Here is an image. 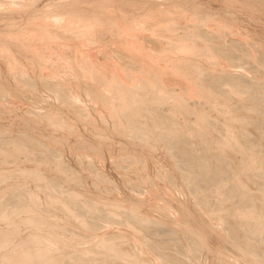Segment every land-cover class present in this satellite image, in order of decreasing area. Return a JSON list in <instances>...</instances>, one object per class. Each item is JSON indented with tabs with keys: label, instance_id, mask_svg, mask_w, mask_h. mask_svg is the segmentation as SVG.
<instances>
[{
	"label": "bare ground",
	"instance_id": "obj_1",
	"mask_svg": "<svg viewBox=\"0 0 264 264\" xmlns=\"http://www.w3.org/2000/svg\"><path fill=\"white\" fill-rule=\"evenodd\" d=\"M179 1H181V0H179ZM188 1L190 3L191 8H192L191 9L192 12L197 13L198 11L201 10V14H202V12H204V14L206 15L204 18L207 17L206 19H208V20H209V18L210 19L211 18L217 19V17H218V16H216L217 12L215 13L216 9L215 10L213 9L214 11L211 9L210 10L209 9L207 10L205 8L203 9L202 8L203 4L200 5V2H201L200 0H188ZM84 3H87L88 6H82L80 8H76V11L81 12V19L78 22V24L72 25L71 18L67 17V20H65V22H63L62 24L58 25L56 28H50V27L47 28L45 26L46 28L40 29V30H42V32H41V34H39L41 36H40V38H38V41H35L34 39H33L34 41H30V40L27 41L28 39L27 40L24 39V41L19 44L18 41L16 40V37H17L16 35H15L16 36L15 40H12L14 37H12V39L9 38V36L11 34L10 31L5 30L4 32H2V34H0V63H2L4 66V68H2L0 65V97H3L4 95L7 96L8 92H11V93H12V91L14 92L13 86L9 83V81H7L8 77H13V78L27 77L28 81L26 80L25 82H23V80H25V79H23V80L21 79L22 80L21 82L28 85L29 87H31V86L34 87L37 85L35 80H33L32 77L28 74V68H30V67L27 68L25 65L26 63L24 64L25 59H28V61L31 60L30 63L33 61V62L40 65V63H41L40 62V60H41L40 56H44V51L52 49L53 47L61 49L62 51L68 49V51H69L68 54H70L71 57L74 59L73 63L71 62L72 63L71 65H73L74 68L79 70V72L76 71L78 73V75L79 74L83 75L81 73V72H83L84 73L83 76H88V78L91 80V81L90 80L89 81L92 82L96 86L99 85V87H102V85H103V86H105V88H107L108 86L109 87L113 86V89L116 88V93H117V97H118L119 101L117 99L118 103L116 101H115L116 103H114V104H116L117 109L114 108L115 105L113 106L114 111L116 110L115 114H114L115 120L114 119L113 120H114V122L117 120V122H116L117 128H120V126H121V128L124 127V128H128V129L136 128V129H138V133L134 136L136 138L143 139V141L153 139L154 141L162 140V141H164V143H170L172 145L170 147H172L171 149H173V150L171 151L170 148H167V147L166 148L170 149L171 152L174 151V154L176 155V157L178 156V158H177L178 160H179V157H181L182 160H184L185 162L188 161L186 164L184 163L185 165L183 166V168L188 170L187 174L184 171V173H185L184 178L186 179L187 182L191 178H194V180H191L188 182V185H190V187L192 188V191L194 193H196V194L201 193V191L199 192V190L203 189L202 192H204L205 191L204 189H209L210 186H215V188H216L215 191L217 193H213L214 191L213 192L210 191V192H212L213 194H217V195L220 194L221 196H223V199H218L219 205L223 204L222 206L225 207L224 206L225 200L227 202L228 201L232 202L233 207H234V211H238V213H240L239 215L242 217L239 220L237 219L238 223H237L236 219L234 218V220L236 221L238 226L236 225L235 222H233L234 220L232 219V216L234 217L235 214L233 215L231 213V215H230V212H232V211H229V213L226 212L227 215L225 213H224L225 215H223V214H219L218 212H216V213H213V215H214L213 217H216L218 219V222L223 221L225 223V225H227L225 227H227L228 231L230 230V232H229V235L231 234L230 239L233 240L234 244L239 246L240 249H243L245 251V253L247 251L249 253V255L253 256L254 260H252V261L257 260L260 264H264V224H263L264 223V185L255 186L256 188L253 187V185L259 184V182H261V184H263L262 181H258V183H257V179L255 176L261 175V177H263L264 173L261 172L260 174H257V175H251V174H254L253 172H251V174L249 175L250 171H253L252 168L256 169L257 165H259V164L264 165V157H262V155L264 154L263 152H262V154H261V152L259 153L261 155L260 157L263 158V159H260V162L258 160H256L257 159L256 156L255 157L253 156V155H255L254 153H257L258 148L256 146H258V144L262 145V139H264L263 138L264 136L260 137L261 135H264V93H260L263 96H259L260 95L259 92L261 90L264 91V88H261V85H263V84L262 83L258 84V83H254V81L253 82L249 81L242 72H241L242 74H239L236 77L233 76V79H231V80H233V82L235 81L234 82L235 85H237V84L242 85L241 87L245 86L244 89L246 87H249V89L247 91H244L243 88L238 87V88L243 90L241 92L238 89L241 92V93L239 92L238 94H241L244 96H242L240 99H236V100H239L238 103L235 101L237 103L236 104L233 101L234 99H232L231 93H228V88H227V90L222 89L223 87H221V85H223L222 84L223 82L219 81L220 83H218V84H220V85L213 84V82L211 84L210 81H209L210 83H207L208 80H205L204 78L208 79L207 78L208 76L205 75L204 78H203V76H200L202 73L204 65L203 66L201 65V62H199L200 60L198 59V56H197L198 53H196V50L197 51L201 50V47H203V49H205V51H207V52L211 51L212 54H214V57L218 58L219 65H220V60H222V59L224 61H226L225 59H230L232 61H234L235 59L236 60L238 59L239 62H241L243 60L247 63V59H249V58L253 61V64H254V62L256 64V63H259L258 61L264 62V51H262L264 49L261 50L262 51V54L260 53L261 58L258 57V59H259L258 60L257 55L255 54L256 51L254 50L255 51L254 52L253 49H251L253 47L246 48V47H244L245 45L244 46L241 45V43L238 41H235L236 40L235 39L232 41V45H230L232 48H234L232 51L229 44H226L227 43L226 40H224L225 42L222 39L220 40L221 35L219 36L218 35L219 33L217 34V33L211 32L212 35H210L211 34L210 32H209V34L206 33V31L204 33L203 30H200V28H199L200 33L201 34H202V32L204 33L203 36H200L199 30H196V29L194 31H192V30L186 31V29H185V32L183 31L182 33H180L177 36V38L182 39L183 41H186V43H184L182 41L184 43L183 45H180L179 42L175 43L176 42L175 40L177 39L176 36L169 37L170 43L173 44L172 46H176L180 50L184 49L186 51H189L188 53H191V54H188V55L185 54V55H182L179 57H175V56L172 57L169 55L158 56V57L153 56L154 54L152 55L150 53L151 54L150 55V54H148V52L146 53V51L143 52L142 49H141V51H138V49L141 48L140 45H142L140 43L141 41L137 40V38H135V35L133 34L132 30L128 26H126L127 21H128V20H126V18L133 11V8L131 5L138 4V6H140L144 12H146L150 16L151 15L154 16V18H157V19H158V17H159V19L161 17V19H164L163 21L168 22L170 27H172L176 21H174L172 19L169 20L170 16L169 17L166 16V14L169 12L168 10L165 9V12L157 13L158 10H156V7L154 5H152V3L149 0H85ZM156 5H157V3H156ZM176 5H177V3H176ZM184 7L185 6H183V8ZM138 9H140V8H138ZM17 12H19V11H13V13H16V14H17ZM23 13H25V12H23ZM34 14H36V13H34ZM34 14H29V17H31V15L33 17ZM65 14L66 13H62L61 15H65ZM220 17L221 16H219L218 19ZM10 18L15 19L14 15H12V14H10ZM39 18H40V16H39ZM39 18H36V19H39ZM42 18H43V16H42ZM31 19H33V18H31ZM143 20H145V19H143ZM222 20L225 21V18ZM219 21H221V20H219ZM36 22H37V20H36ZM39 22H40V20L38 21V23ZM113 22L118 24V27L120 28L121 32L126 35V38L124 40H121V42H122L121 45L123 46V48L124 47H126L128 49L131 48V50H130L131 53L130 52L128 54L125 53L124 50L126 48L122 49L120 47L121 49L114 51V52L118 55L117 58H122V59H124V61H120V62L117 61L112 66H108L107 61L100 63L99 62L100 59L98 58L99 59V61H98L95 58L96 55H94V53H96V52H94V53L92 52L94 49L93 50L90 49L92 51H89V50H85L84 47L89 46V45L91 46V44L96 43V40H97L96 38L99 36V34H98V36L96 35L98 31L95 29L98 25H101L102 23L103 24L104 23L109 24V23H113ZM214 24H215V22H214ZM131 25H130V27H131ZM216 25H217V22H216ZM230 25H225V26H230ZM50 26L52 27V24ZM53 26H55V24ZM112 27H113V25H112ZM170 27L167 26L165 29L166 30L170 29ZM245 27H246V25H245ZM249 27H251V26L249 25ZM221 28H223V27L221 26ZM110 31H112V30H110ZM218 31H219V29H218ZM241 31H242V28H241ZM246 31L247 30H245V32ZM37 32H39V31H37ZM134 32H135V30H134ZM22 34L24 35V33H22ZM196 34H198L199 37H203V38L206 35V40H204L205 42L200 43L201 40H200V42H198L196 40L197 39L196 36H198V35H196ZM239 34H240V32H239ZM152 35H153V33H152ZM237 35H238V32H237ZM249 35H250V33H249ZM136 36H137V34H136ZM138 36H140V35H138ZM248 36L246 38L250 37V36L249 37ZM255 36L253 38L254 40L256 37L258 38V35L256 37ZM228 37H230L229 39L231 40V37H233V36H228ZM142 38H144V36H142L141 39ZM222 38H223V36H222ZM224 38H226V37H224ZM234 38H232V39H234ZM171 39H175V40L171 41ZM229 39H227V40L229 41ZM241 39H242V37H241ZM142 40L144 41V39H142ZM145 40H147V39H145ZM149 40H150V37H149ZM177 41H179V40H177ZM256 41H258V40L253 41V43H255ZM152 43L155 44L156 42L152 41ZM205 43L207 46L205 45ZM261 43H264V42H261ZM99 44H100V42L98 43V45ZM245 44H246V42H245ZM257 45L258 44H256L254 48H257L258 47ZM263 45H262V47H264ZM90 46H89V48H90ZM96 46H97V44H96ZM237 48H239L241 50V53H243L244 58H240L241 57V56H239L240 53H239V55L237 53H235ZM191 50L195 51V53H193ZM102 51H104V50H102ZM205 51H203V53ZM259 51L257 50V53ZM178 52L181 53V51H178ZM200 52H202V50ZM182 53H184V52H182ZM212 54L210 53L209 56H211ZM47 55H49V53ZM117 55H115V56H117ZM177 55H178V53H177ZM258 55H259V53H258ZM212 56L210 58H212ZM200 58H201V56H200ZM117 60H119V59H117ZM205 61H206V58H205ZM232 61H230V62H232ZM214 62H217V61H214ZM234 62L236 63L237 61H234ZM207 63H210V62H207ZM211 63H213V62H211ZM235 63H233V65ZM246 63H245V65H246ZM248 63H250V62H248ZM216 64L218 65V63H215V65ZM242 64H244V63H242ZM39 65H37V66H39ZM206 65H208V64H206ZM237 65H239V64L236 63L235 66H237ZM258 65H256V67ZM30 66H31V64H30ZM32 66H33V64H32ZM230 66H232V65H230ZM250 66H252V65H250ZM261 66H263V65H261ZM43 67H45V65ZM31 68H33V67H31ZM248 68L249 67H247V69ZM256 69H259L258 71H260L261 68H256ZM40 70H43V69L40 68ZM254 70H253V72H257V70L256 71H254ZM249 71L252 72V69H250ZM260 72H263V71H260ZM253 74H251L252 75L251 77L254 76ZM255 74H257V73H255ZM260 74H258V76L262 75V74L261 75ZM263 74H264V72H263ZM227 77H229V76H227ZM254 77H253V79H255ZM220 78L222 79V76ZM231 78H232V76H231ZM217 79H218V77H217ZM86 80H87V78H86ZM222 80H226V79L224 78ZM228 80L229 81H227V83H229L231 81L230 79H228ZM250 80H252V79L250 78ZM261 80H263V79H261ZM169 81L171 83L175 82L176 84H178V83L180 84V88L177 89L178 91H175V89L178 87L176 86V88L174 87L175 88L174 89L172 84ZM262 82H264V81H262ZM86 83H88V81H86ZM55 84H57V82ZM233 84L231 82V85H233ZM49 85H51V84H49ZM91 85L89 83V85L86 86L87 88L83 87V89L85 88V90L88 91V93H89L90 90H92L90 87ZM94 85L92 87H94ZM173 85H175V84H173ZM195 86L197 87V89L195 88ZM54 87H55V89H53ZM54 87L50 88L51 90H53L51 92L55 91L59 94L62 92V94H60V96L62 95V97H64L66 100L69 99L67 102H69L71 100V103H72V100H73L72 97L73 96H71V94H68V91H64L62 89H59L60 87L58 86V84H57V86H54ZM70 88H72V87H70ZM102 88L104 90V87H102ZM98 89H100V88H98ZM98 89L97 90L94 89L95 90L94 92H96V91L98 92ZM257 89L259 91H257ZM60 90H61V92H60ZM254 90H256L258 92V96H256L257 93H255ZM111 91H113V90H111ZM99 92H100V90H99ZM113 92H111L110 95H112ZM250 92H252V93H250ZM253 92L256 94V95L254 94L255 97L253 96ZM88 93H87V95H88ZM249 93L252 96L251 101H250L251 98L249 97L250 96ZM59 94H57L58 95L57 97L60 98ZM84 94H86V92ZM113 94H115V93H113ZM246 94L249 96H245ZM73 95H74V93H73ZM92 95H93V93H92ZM92 95H89V96H92ZM76 96H78V95H76ZM100 96H99V98H101L103 95L101 97ZM195 96H199L200 98H202V100L204 99L205 104H207V103L209 104L207 106L208 108L203 107L202 106L203 101L201 102L200 100H199L200 102H198V101H197L198 103L196 102V105H195V103H193L194 105H192L189 101L192 98H194ZM96 97H98L97 94H96ZM248 97H249V101H250V102L248 101L249 102L248 105L247 104H245L243 106L239 105L240 101L243 102V104H244V102L247 101ZM92 98L94 99L93 96H92ZM243 98H244V100H243ZM3 100H6V99H3ZM89 100H90V98H89ZM101 100H102V98H101ZM101 100H99V102ZM62 101L64 102V100H62ZM59 102H61V99ZM83 102H85V101H83ZM112 102H113V100H112ZM232 102L236 106L233 105ZM0 103H1V100H0ZM71 103L69 105H71ZM103 103H104V101H103ZM106 103H107V101H106ZM106 103L104 105H106ZM167 104L169 105L168 108H170V109H168V112L171 111V113L170 112L169 113L172 116L174 114L175 115H184L186 118L184 116H182L181 118L184 117L185 120H182V121L177 120V116H176V118H174L175 117L174 116L173 119H171L172 116H170V118L169 117L167 118L166 114H164V115H166L165 117L167 119H164L165 117L162 118L163 116L161 114L166 113V112H164V111H166V109L162 110L163 111L162 112L161 108L163 109L165 106L167 107L168 106ZM197 104H199L202 107H199V105L197 106ZM240 104H242V103H240ZM67 105H68V103H67ZM73 105H75V104H73ZM109 105L111 106V103H109ZM77 106H79V105H77ZM70 107L72 108V106H70ZM106 107L107 106L103 107L102 108L103 110L102 109L101 110L104 111V108H106ZM75 108L77 109L76 106H73V109H70V108L69 109L73 111ZM113 108L111 110H113ZM80 109H81V106H80ZM1 110L2 109L0 107V111ZM4 110H6V109H4ZM111 110H109V111L105 110L104 112L107 111L109 113ZM26 111H27V109H26ZM76 111L81 112L78 109ZM114 111H112V112H114ZM172 111H174L173 114H172ZM38 112H40V111H38ZM48 112L49 111H47V113ZM104 112H102V113H104ZM213 112L218 113V114H216L217 118L215 120H211ZM31 113H30L31 116L33 114H37V113H33V112H31ZM85 113L83 112V114H85ZM169 113H168V115H169ZM6 114L8 115V113H6ZM39 114H42V113H39ZM43 114H45V113H43ZM73 114H74V112H73ZM83 114L81 113L79 115H83ZM94 114L100 115L101 113H94ZM151 114L157 115L158 119L156 116L155 121L152 120L154 118L151 117ZM37 115H36V117H38ZM51 115H50V117H51ZM62 115H63V112H62ZM65 115H67V114L65 113ZM76 115H78V113ZM190 115H191V118H192V115L194 116L193 119H191V121L189 119ZM10 116H11V114H10ZM45 116L46 115H44V117ZM90 116H92V115H90ZM101 116H103V115H101ZM110 116H111V114L109 115V117ZM25 117L26 116H24L22 120H24ZM42 117H43V115H42ZM46 117L49 118V115H47ZM56 117H58V116L56 115ZM77 117H80V116H77ZM81 117H83V116H81ZM103 117H101L100 120H102ZM150 117L152 120L151 123L149 122ZM39 118H40V116H39ZM65 118H67V117H65ZM104 118H106V116ZM110 118L112 119V117H110ZM147 118H148V120H147ZM25 119H27V118H25ZM87 119L89 120L88 117H87ZM87 119H85V121ZM44 120H45V118H44ZM54 120H56L55 125H57V127H58L57 120L59 122L60 119L55 118ZM92 120L94 121V119H92ZM103 120H106V119H103ZM123 120H125V123H127L128 126H125V124H123V122H122ZM48 121L51 122L50 119ZM63 121H64V118H63ZM87 121H86V123H87ZM52 122H53L52 124L55 123V121H52ZM79 122H80V120H79ZM101 122H100V124H101ZM104 122L106 124V121H104ZM41 123H43V121ZM45 123H46V120H45ZM60 123H61V121H60ZM88 123H89V121H88ZM120 123H122L123 125ZM61 124H59V126ZM74 124L75 123H71V122L67 124L69 127V130L74 129V126H75ZM62 125H61V127L64 130L63 127L65 125H63V126ZM158 125H163L166 128V132L165 131L163 132V130H162L163 133L161 131H159V132H161V134H160L156 129V126H158ZM248 125H249V127L252 125L253 126L255 125L254 127L257 128L256 133H254L255 130L252 126L253 132L251 135L250 134L251 132H249V130H247ZM38 126H40V124ZM116 126L113 130L116 129ZM215 126L218 127V129H220V127L224 129V126H225V127H227V129H229V131L232 134L231 135L229 134L230 135L229 137H224L225 136L224 132H223V134H221L222 132H220V134L218 132V134H217ZM25 127H27V126H25ZM25 127H23V128L26 129ZM42 127H44V126H42ZM53 127H54V125L52 126V128ZM76 127H77V125H76ZM159 127H162V126H159ZM164 127H163V129H164ZM3 128L4 127H0V141L5 142L4 144L6 146L5 145L0 146V158L1 157L3 158L2 161H5L6 159L9 160L11 157H13V158L19 157V161H20L21 156L25 155L24 156V158H25V157L31 155V157L33 159H35V161H36L35 164H36L37 160H36V158L33 157L34 156L33 154L40 152L42 154L39 156H43L44 158H46V161H48L47 159H49V161H50L53 159L52 158L53 152H54V155L57 152V150H56L57 148L54 149V147H52V144L50 145L48 143L49 141L48 142H47V140L45 141L46 138L43 140L41 138L42 136L40 137L39 135H35L36 133L34 134L32 132L29 133V132L24 131V132H19L16 135H12L11 133H9V134H11V135H9L4 130L5 128L4 129ZM50 128H51V123H50ZM160 129H162V128H160ZM259 129L261 130L260 131L261 134L258 135L260 138L259 141L256 139H254V142L251 141V138H252L251 136H253V138H254V136H256V138L258 139V136L254 135V134H257L259 132L258 131ZM29 130H30V128H29ZM33 130H35V129H33ZM132 132L126 131L125 133H131L132 134ZM188 132H191V133L193 132L194 134L199 133V136L196 135L197 136L196 140L194 138L195 141L192 139L194 141V143H193V145L190 146V148H189V145H186V142L189 141L186 139L189 136L188 137L186 136V138L184 137V135H186ZM51 133L53 134V132H51ZM47 134H49V132ZM222 135H224V136H222ZM63 138L64 137H62V139ZM110 140H111V138H110ZM192 140H191V142H192ZM162 141H160V142L163 143ZM189 142H187V143L192 144ZM263 142H264V140H263ZM53 143H55V142H53ZM199 144H200V148H202L201 146L204 147V145H205V147H204L205 150L202 148V149H200V150H203L202 153L198 152L199 154H195L194 151H198L197 148L199 146L197 147V145H199ZM201 144H203V145H201ZM72 146L75 147L74 145H72ZM186 146H188L187 147L188 149L186 148ZM195 146H196V148H195ZM151 147H152V145H151ZM193 148H195V150H193ZM61 149H63V147ZM68 149H67V151H68ZM77 149H75V150H77ZM84 149H83V151H84ZM153 149H155V148H153ZM167 149H166V151H168ZM262 149H264V148H261L260 151H262ZM71 150L73 151V148ZM79 150L81 151L82 149L79 148ZM136 150L137 149H135V152L133 153L135 155H132L130 153V158H136L139 160L138 156L141 155V152L140 151L138 152ZM72 151L71 152L68 151V152L71 154ZM83 151H81V152H83ZM93 151H92L93 154L94 153L100 154L99 152H96V151L93 152ZM64 152H66V150H64ZM85 152H86V149H85L84 153ZM87 152H89V154H90L91 151L87 150ZM86 153H85V155H86ZM73 154H74V152H73ZM76 154H77V152H76ZM93 154H92V156H93ZM56 155H57L56 157H58V154H56ZM80 155H81V153H80ZM101 155H103V154H100L98 156L101 157ZM39 156H38V158H41ZM78 156H79V154H78ZM15 158H14V160H15ZM22 158L23 157H21V159ZM28 158H30V157H27V159ZM32 158L30 160H32ZM58 158H60V157H58ZM76 158H78V157L76 156ZM80 158L78 160H80ZM54 159H56L57 162L59 160L57 158H54ZM92 159H95V156H94V158L92 157ZM96 159H97V157H96ZM61 160H62V158L60 159L59 162H61ZM102 160H103V158H102ZM32 161H34V160H32ZM41 161H38V163L39 162L41 163ZM43 161L45 162V159H43ZM43 161H42V163H43ZM53 162L55 164V160ZM140 162H141V160H139V163ZM174 162H175V159H174ZM0 163H1V160H0ZM25 163H28V162L26 161ZM50 163L53 165L52 161H50ZM77 163H79V162H77ZM95 163H96V161H95ZM22 164H24V163H22ZM62 164H64V162H62ZM178 164H179V161H178ZM182 164H180V165L182 166ZM13 165H14V163H13ZM58 165H59V163H58ZM87 165H88V166H86L87 168L85 167L86 170L89 167L88 163H87ZM15 166L18 167L17 165H15ZM25 166H27V164ZM62 166L63 165H61V167ZM66 166L67 165L64 166L65 168H63V167L62 168L64 170L66 168L67 169L73 168L72 166H69L70 168H68V166L67 167ZM79 166H77V167H79ZM84 166H83V168H84ZM175 166H177V165H175ZM5 167L8 170L9 167H7V166H5ZM16 167H15V169H17ZM29 167L30 168H28V166L24 167V168L20 167L21 169H19L18 171L23 176V178L25 180H28L29 178L30 179L34 178L37 180L38 184H33V185H37V186H35V188L37 187L36 190H35V188H34V190L32 189L33 191H26V190L21 191L20 189H18L21 191V194L19 193L20 195L17 194L19 196L18 197L19 200H18V198L16 199L14 197H11V198H8V201L6 204L3 203L2 201H4L5 198L7 199V197L4 196L5 197L4 200L2 199L3 197H1L2 200H0V219H1V221L2 220L5 221V219L7 220L10 213H12L11 214L12 216H13V214H15L13 216V220L12 221L9 220L10 224H9V222H7L9 224L8 227L6 226L7 225V223H6L5 225H3L6 227L1 226V228H0V264H150L151 258L149 259L147 257L148 258L147 259L146 256L144 258L141 255L142 251H140V249L135 250L134 248H131L132 246L130 245V243L132 242V244L134 245L135 241H137L136 240L137 238H139V240H140V238H143L145 240L154 242V243L151 242L152 246H150V248L153 247L152 249L154 250L153 251L154 254L156 253L158 255L157 257L160 258V260L162 261V263H160V264H187L189 262H188V260L186 261V259H187L186 256L188 257V254H189V256H190V254H191V256H192V254H195L193 256L197 257L198 254L200 253L201 249H202L200 247L199 241L197 239H195L194 236L192 237L191 240L185 241L188 244V246L182 244L183 241L186 240L184 238H175V240L170 239L171 237H169V236H172V235L175 236L178 234H182V232L177 230L175 227H172L171 225L169 226L168 224H166V222L168 220L165 221L166 219L163 218L164 217L163 215H162V218L157 217L158 219H154L153 217L156 216L155 214H154L155 216L152 217L149 212H143L142 213L140 210V207L145 203L144 200H138V199L134 198V200H132L131 203H127L128 201H131V199L127 200L125 198L127 200L125 202L123 200L124 198L122 199V197L119 198V197H116L113 195L105 196V194L104 195L103 194H95L96 193L95 191H94L95 195L89 194L88 192H90V191H88V192L80 191L81 189L78 192L77 190L75 191L77 186H76V188H74V190H71V189L68 190V191H70V190L71 191L69 192L67 199H65L66 197L64 198L63 197L64 195H62V194H65V191L62 190V192H64V193L61 192L62 194L60 192H59L60 194L57 192L59 190V188L61 187V185H60V187H57V186H59V184L57 183L58 181H55V179H53V177L55 175L51 179V178H49L50 175L48 176L46 171H44L42 169L43 167H40L39 165H35L33 167L29 166ZM46 167H50V166H46ZM53 167H54V165H53ZM56 167L59 168L58 166H56ZM56 167H54L55 169L53 168V173H54V170L56 171V169H57ZM1 168L3 169L4 167L2 166ZM2 169H1V171H2ZM10 169H11V167H10ZM46 169H49V168H46ZM117 169H119V168H117ZM162 169H164V168H162ZM166 169H164V170L167 171ZM176 169H178V168L176 167ZM147 170H148V168H147ZM248 170H250V171L248 173H246L245 171H248ZM258 170H260V168ZM12 171H11V173H12ZM68 171H70V170H67V173H70ZM74 171H76V170L74 169ZM89 171H91V170H89ZM93 171H94V169H93ZM138 171H139V169H138ZM141 171H143V170H141ZM148 171H150V170H148ZM179 171L181 172V169ZM48 172H50V171H48ZM56 172H58V171H56ZM56 172H55V174H56ZM60 172L58 174H60ZM78 172L81 173V171H79V170L77 171V173ZM95 172H98V171H95ZM182 172H183V169H182ZM3 173L7 174L5 172H3ZM50 173H52V172H50ZM62 173L63 172H61V174ZM72 173H74V172H72ZM136 173H137V171H136ZM141 173H139V174H141ZM21 175H19V176H21ZM64 175H62V177ZM97 175L98 174L96 173V176ZM160 175H161V173H160ZM166 175H168V173ZM181 175H183V173ZM1 176L2 175H0V179H1ZM65 176H68V175H65ZM65 176H64V178H65ZM77 176H78V174H77ZM99 176L105 177V175H103V173H102V175L99 174ZM69 177H71V180L74 178V177H72V174H71V176L69 174ZM94 177H95V175H94ZM155 177H156V175H155ZM165 177H167V176H165ZM54 178H57V177H54ZM59 178H60V175H59ZM92 178H93V176L90 177V180ZM125 178L128 179V177H125ZM135 178H136V176H135ZM168 178H169V176H168ZM184 178H183V180L185 181ZM19 179H22V178L20 177ZM75 179H76V177H75ZM79 179H81V178H79ZM71 180L69 183H71ZM92 180H94V179H92ZM96 180H98V179H96ZM106 180H107V178H106ZM106 180H105V184H106ZM62 181L68 183V180L67 181L62 180ZM108 181L110 182V180H108ZM14 182H16V181H14ZM101 182H102V180H101ZM139 182H141V181H139ZM12 183L11 184L9 183L10 185H12V187H9V189L11 188V190H12L11 192L13 195L16 193H13L14 189H12V188L14 186ZM78 183H80V182H78ZM124 183H126V182H124ZM157 183L158 182H156V185H157ZM168 183L171 184V182H168ZM23 184H22V186H23ZM107 184H109V183H107ZM112 184H114V183L111 182L110 185H112ZM29 185L31 186L30 182H29ZM87 185H88V183H87ZM102 185H104V183ZM106 185H105V187H106ZM131 185L129 184V186H131ZM152 185H154V184H152ZM25 186H27V183L25 184ZM25 186H24V188L22 187L23 190L25 189ZM18 187H21V186H18ZM18 187H16V188H18ZM42 187L46 188L48 191L46 194V197H44V199L40 195V189ZM68 187H70V186H68ZM83 187H85V186H83ZM91 187H93V186H91ZM98 187H97V189H98ZM136 187H138L137 189L140 188L139 185H136ZM57 188H58V190H57ZM88 188H90V187H88ZM114 188H116V187H114ZM154 188L155 187L152 188L153 191H154ZM27 189H29V188H27ZM97 189H95V190L97 191ZM108 189H111V187ZM100 190H102V189H100ZM103 190H104V188H103ZM112 190L113 189H111V191ZM209 190H211V189H209ZM14 191H16V190H14ZM59 191H61V190H59ZM104 191H106V189ZM137 191H139V190H137ZM144 191H146V190H144ZM16 192L18 193V191H16ZM45 192H44V194H45ZM210 192H209V194H210ZM41 193H43V192H41ZM98 193H102V191H100V192L98 191ZM105 193H107V192H105ZM166 193H167V191H166ZM172 193H175V192H172ZM160 194H161V191H160ZM9 195H11V194H9ZM9 195H6V196L9 197ZM205 195H207V193H205ZM205 195H203V197ZM207 196H209V195H207ZM197 197H195V198H197ZM159 198H161V197H159ZM209 198H207V199H209ZM209 200H213V198L209 199ZM58 201L62 202V207H60L61 205L59 203V205H60L59 207L63 208V210L65 211V212L62 211V213H67L69 215V217H71V221L73 220V221L81 222L80 226L83 227V228H81L83 231H81V232L73 231L75 234L72 233V235H74V237H76V238H79L78 240H83L82 243H86L88 241L90 242L94 238L92 240L94 242V245L96 243L97 245H99V247H96V245H95V247H89V246L93 245V243H90L89 246L83 247L85 249L80 250V247H79V251L77 249L75 251L73 250L74 252H71V251L67 252L68 248H70L72 245L71 244L72 240L70 239L71 237L68 234L67 235L64 234L61 230H59L60 231L59 232L57 230L59 228L57 226V223L53 222L49 218V216L45 213V211H43V209H41L43 204H52V203L55 204V202L58 203ZM198 201H199V199H198ZM213 201H208V202L210 203ZM159 202H160V199H159ZM206 202H207V200L205 201V198H204L202 201L200 200L199 204H201V205L204 204V206L206 207V205L209 204L208 202H207L208 204ZM231 202H228L227 204H229ZM171 204H172V202H171ZM216 204H217V201H216ZM52 205H51V208H52ZM216 206L217 205H215V207ZM43 207H47V205L43 206ZM208 207L210 208V206H207L206 208H208ZM212 207L214 208V206H212ZM223 207L219 208V209H224ZM226 207H227V205H226ZM54 208H55V206H54ZM163 208H164V206H163ZM186 208H188V207H186ZM186 208L185 209H184V207L181 209L176 208V210L177 211L179 210V212L183 216V214H185L187 212V210L189 209V208L188 209H186ZM216 208H218V207H216ZM45 209H47V208H45ZM56 209H57V207H56ZM151 209H152V207H151ZM153 209H156V208H153ZM160 209H161V207H160ZM219 209H218V211H220ZM57 210L59 211V209H57ZM97 210H102V212L98 213ZM205 210H208V209H205ZM190 211H191V209H190ZM212 211L213 210H211V212ZM8 213H9V215H8ZM60 213H61V211H60ZM16 214L21 215L20 218H18L19 220L16 218L14 219V217H16ZM54 216H55V214H54ZM81 216H84V217H81ZM186 216H187V213H186ZM11 218H9V219H11ZM58 218H60V217H58ZM189 218H190V216H189ZM69 219L70 218H68V220ZM191 219H194V218H191ZM54 221H56V220H54ZM200 221L201 222H199V221L198 222L200 224H202L203 226H205V223H206L205 220L203 219ZM103 222L109 223V224L113 223V222H115L114 224H116V223L122 224V225L127 226L128 230L114 232L110 236L104 237L105 235H103L102 232H99L98 229L96 228V225H101ZM0 223H2V222H0ZM76 224H78V223H76ZM243 224L251 225L252 228H250L249 231L241 230L240 227ZM262 224H263V226H262ZM23 227H26V229L27 228L29 229V230L25 229L26 231H29L27 234H25L26 232L24 233V231H22ZM56 227H58V228H56ZM213 228L215 230V227H213ZM81 229H79V230H81ZM125 229H127V228H125ZM216 232H217V230H216ZM123 237H126V238L128 237V239H124ZM120 238L127 240L128 243H126L125 241H119ZM136 244L137 243H135V245ZM202 245H204V244L201 243V246ZM168 248L169 249L171 248L173 250V251H171V252H173L172 254L164 251L165 249L167 251ZM205 248H206V246H205ZM148 249H149V247H148ZM152 249H150V250H152ZM70 250H72V249H70ZM91 252L93 253V255L91 254L89 256L88 254ZM190 257H188V258H190ZM246 257H248V256L246 255ZM249 260H251V259H249ZM155 262H158V261H155ZM190 262H191V260H190ZM231 262H233V261H231ZM154 264H157V263H154ZM193 264H195V263L193 262ZM225 264H227V263H225ZM230 264H232V263H230ZM233 264H235V261Z\"/></svg>",
	"mask_w": 264,
	"mask_h": 264
},
{
	"label": "rangeland",
	"instance_id": "obj_2",
	"mask_svg": "<svg viewBox=\"0 0 264 264\" xmlns=\"http://www.w3.org/2000/svg\"><path fill=\"white\" fill-rule=\"evenodd\" d=\"M151 3H152V5H154L155 7H156V10H158V12L157 13H163V12H165V9L166 10H168L169 12L166 14V16L167 17H169L170 16V18H169V20H174V21H176L175 22V26L173 25L172 27H170V25H169V23L168 22H165V21H163L164 19H161V17H160V19H159V17H158V19L157 18H154V16H150L149 14H147L146 12H144L143 10H142V8L140 7V6H138V4H134V5H131L132 6V8H133V11L128 15V17L126 18V20H128L127 21V24H126V26H128L131 30H132V32H133V34L135 35V38H137V40H139V41H141L140 43L142 44V45H140L141 46V48L140 49H138V51H141V49H142V51L143 52H145L146 51V53L148 52V54H154L153 56H164V55H169V56H172V57H179V56H182V55H185V54H191V53H188L189 51H186V50H184V49H179V48H177L176 46H172L173 44H171L170 43V38L169 37H171V36H176V38H177V36L180 34V33H182L183 31L185 32V29H186V31H190V30H192V31H194L195 29L196 30H199V28H200V30H203V32L205 33V31H206V33H208L209 34V32L211 33V32H214V33H219L218 35L221 37L220 38V40L222 39L223 41L224 40H226V44H229V46L230 45H232V41L233 40H235V41H238V42H240L241 43V45H245L244 47H246V48H251V47H253V48H251V49H253V51L255 52V54L257 55V59H258V57H260L261 58V54H262V51H264V50H262V49H264V47H262V45L264 44V43H261V42H264V0H200L201 2H200V5H202V8L204 9H211V10H215L216 9V11H215V13L217 12V14H216V16H221L219 19H218V17H217V19H214V18H209V20L208 19H206V18H204L206 15L204 14V12H202V14H201V10L200 11H198L197 13L196 12H192V8H191V6H190V3H189V1L188 0H181V1H179V0H149ZM170 1V2H169ZM85 2V0H0V34H2V32H4L5 30L6 31H10V36H9V38H11L12 39V37H14L12 40H15V37H16V40L18 41V43L20 44L21 42H23L24 41V39H28L27 41H38V38H40V36L41 35H39V34H41V32H42V30H40V29H44V28H48V27H50V28H56L58 25H60V24H62L63 22H65V20H67V17L68 18H71V21H72V25L74 24V25H76V24H78V22L80 21V19H81V12L80 11H76V8H80V7H82V6H88V4L87 3H84ZM233 2V3H232ZM156 3H157V5H156ZM176 3H177V5H176ZM241 3V4H240ZM211 4V5H210ZM234 4V5H233ZM164 5V6H163ZM175 5V6H174ZM170 6V7H169ZM183 6H185L184 8H183ZM135 7V8H134ZM140 8V9H138V8ZM175 7V8H174ZM188 10H187V9ZM219 9V10H218ZM221 9V10H220ZM213 10V11H214ZM13 11H19V12H17V14L16 13H13ZM135 11V12H134ZM139 11V12H138ZM232 11V12H231ZM23 12H25V13H23ZM27 12V13H26ZM141 12V13H140ZM190 12V13H189ZM200 12V13H199ZM23 13V14H22ZM34 13H36V14H34ZM62 13H66L65 15H61ZM235 13V14H234ZM10 14H12V15H14V18L15 19H12V18H10ZM25 14V15H24ZM29 14H34L33 15V17H32V15H31V17H29ZM170 14V15H169ZM222 14V15H221ZM24 15V16H23ZM28 15V16H27ZM38 15V16H37ZM149 15V16H148ZM224 15V16H223ZM39 16H40V18H39ZM42 16H43V18H42ZM136 16V17H135ZM145 16V17H144ZM172 17V18H171ZM228 17V18H227ZM31 18H33V19H31ZM36 18H39V19H36ZM154 18V19H153ZM174 18V19H173ZM225 18V21L224 20H222V19H224ZM42 19V20H41ZM130 19V20H129ZM143 19H145V20H143ZM14 20V21H13ZM35 20V21H34ZM36 20H37V22H36ZM40 20V22L42 21H44L43 23L41 22H39L38 23V21ZM132 20V21H131ZM178 20V21H177ZM219 20H221V21H219ZM237 20V21H236ZM239 20V21H238ZM46 21V22H45ZM145 21V22H144ZM161 21V22H160ZM202 21V22H201ZM230 21V22H229ZM243 21V22H242ZM48 22V23H47ZM187 22V23H186ZM204 22V23H203ZM206 22V23H205ZM214 22H215V24H214ZM216 22H217V25H216ZM225 22V23H224ZM245 22V23H244ZM132 25H131V24ZM213 23V24H212ZM229 23V24H228ZM246 25V27H245V25ZM52 24V27L50 26ZM55 24V26H53ZM206 24V25H205ZM231 24V25H230ZM237 24V25H236ZM240 24V25H239ZM112 25H113V27H112ZM130 25H131V27H130ZM163 25V26H162ZM166 25V26H165ZM198 25V26H197ZM213 25V26H212ZM216 25V26H215ZM225 25H230V26H225ZM249 25L252 27H249ZM46 26V27H45ZM134 26V27H133ZM170 27V29H165L166 27ZM181 26V27H180ZM201 26V27H200ZM221 26L223 27V28H221ZM225 26V27H224ZM117 27V28H116ZM133 27V28H132ZM148 27V28H147ZM189 27V28H188ZM211 27V28H210ZM217 27V28H216ZM158 28V29H157ZM160 28V29H159ZM191 28V29H190ZM204 28V29H203ZM225 28V29H224ZM232 28V29H231ZM240 28V29H239ZM241 28H242V31H241ZM100 29V30H99ZM154 29V30H153ZM179 29V30H178ZM188 29V30H187ZM207 29V30H206ZM218 29H219V31H218ZM95 30H97L96 32H97V36H98V34H99V36L96 38L97 40H96V43H94V44H91V46H90V48H89V46H85L84 48H85V50H89V51H92L93 49V53L94 52H96V53H94V55H96L95 56V58L99 61V59H100V63H102V62H108V66H112L115 62H120V61H124V59H122V58H117L118 57V55L114 52V51H117V50H119V49H125L126 47H124L123 48V46L121 45L122 44V42H121V40H124L125 38H126V35L125 34H123L122 32H121V30H120V28L118 27V24H116V23H109V24H106V23H102L101 25H98L97 27H96V29ZM110 30H112V31H110ZM134 30H135V32H134ZM200 30H199V35L200 36H203L204 35V33L202 32V34L200 33ZM245 30H247L246 32H245ZM37 31H39V32H37ZM139 31V32H138ZM149 31V32H148ZM154 31V32H153ZM166 31V32H165ZM170 31V32H169ZM181 31V32H180ZM208 31V32H207ZM245 33H244V32ZM21 32V33H20ZM172 32V33H171ZM232 34H231V33ZM237 32H238V35H237ZM239 32H240V34H239ZM22 33H24V35L22 34ZM145 33V34H144ZM152 33H153V35H152ZM175 33V34H174ZM249 35V33H250V37L247 35V34ZM255 33V34H254ZM14 36H13V35ZM102 34V35H101ZM118 34V35H117ZM136 34H137V36H136ZM16 35V36H15ZM39 35V36H38ZM120 35V36H119ZM138 35H140L141 37L142 36H144V38H142V39H144V41L141 39V37L140 36H138ZM183 35V34H182ZM196 35H198V34H196ZM199 35L198 36H196L197 37V41L198 42H200V40H201V42L200 43H204L205 41L204 40H206V35H205V37L203 38V37H199ZM210 35H212V33L210 34ZM226 35V36H225ZM258 35V38L256 37V36ZM261 35V36H260ZM122 36V37H121ZM124 36V37H123ZM222 36H223V38H222ZM228 36H233V37H231V40L229 39L230 37H228ZM249 37V38H246V37ZM254 36L256 37L255 38V40H258V41H256L255 43L256 44H258L257 46L259 47H257V48H254L255 47V43H253V41H255L253 38H254ZM25 37V38H24ZM134 37V36H133ZM149 37H150V40H149ZM224 37H226V38H224ZM235 37V38H234ZM238 37V38H237ZM241 37H242V39H241ZM123 38V39H122ZM156 38V39H155ZM175 38V39H176ZM232 38H234V39H232ZM34 39V40H33ZM145 39H147V40H145ZM154 39V40H153ZM175 39H171V41H173V40H175ZM227 39H229V41L231 42H229ZM177 40H179V41H177ZM246 40V41H245ZM150 41V42H149ZM152 41L153 42H156L155 44H153L152 43ZM169 41V42H168ZM176 42L175 43H178L179 42V44L180 45H183L184 43H186V41H183L182 39H179V38H177L176 40H175ZM184 43H183V42ZM100 42V44L98 45V43ZM146 42V43H145ZM167 42V43H166ZM225 42V41H224ZM243 42V43H242ZM245 42H246V44H245ZM251 42V43H250ZM260 42V43H259ZM152 43V44H151ZM171 45H170V44ZM182 43V44H181ZM252 45H250V44ZM96 44H97V46H96ZM101 45V46H100ZM120 45V46H119ZM156 45V46H155ZM205 45H206V43H205ZM249 45V46H248ZM169 46V47H168ZM207 46V45H206ZM264 46V45H263ZM121 47V48H120ZM173 47V48H172ZM231 47V46H230ZM234 47V46H233ZM56 50H55V49ZM65 49V48H64ZM90 49H92V50H90ZM231 49H232V51H233V49L234 48H232L231 47ZM259 51L258 53H259V55H258V53H257V50ZM50 50V51H49ZM49 50H46V51H44V56H40V65L39 64H37V63H35V62H31L30 63V61L31 60H29L28 61V59H25L24 60V64L26 65V67L28 68V67H33V68H28V74L32 77V79L33 80H35V82H36V86H34V87H29L28 85H26V84H24L23 82H25L26 80H27V77H23V78H13V77H8L7 78V81H9V83L13 86V90H14V92L12 91V93L11 92H8V95L7 96H3V97H0V100H1V103H0V107H1V111H0V127H4L3 129L6 131V133H11L12 135H16V134H18L19 132H29V133H36L35 135H39L43 140L45 139V141L47 140V142L51 145L52 144V147H54V149H56L57 150V152L55 153V155H54V152H53V154H52V160H50V161H52V163H53V165H54V167H56V166H58L59 168H57L56 169V171H58V172H56L55 170H54V173H53V165L50 163V161H49V159H47L48 161H46V158H44L43 156H39V155H41L42 153H40V152H37V153H35V154H33L32 156L34 157V158H36V160H37V163H38V161H43V159H45V162L43 161V163H42V161H41V163L39 162L38 164L36 163L35 164V159H33L32 157H31V155L30 156H27V157H30V158H28L27 159V157H25L24 158V156L25 155H23V156H21V157H23L22 159H21V157H20V161H19V157H14L15 158V160H14V158L13 157H9L8 159L9 160H5V161H2V157L0 158V160H1V165H0V171H1V167L3 166L4 168L2 169V171L3 172H5V173H7V174H4L2 171L0 172V175H2L1 176V179H0V200H4V198L5 197H7V199L5 198V200L4 201H2L3 203H7V201H8V198H11V197H14V198H18L19 196L18 195H20L21 194V191H33L34 190V188H35V186H37V185H33V184H38L37 183V180L36 179H34V178H29L28 180H25L24 178H23V176L19 173V169H21V168H24V167H27L28 166V168H30L29 166H31V167H33V166H35V165H39L40 167H43L42 169L44 170V171H46V173H47V175L49 176V178H51L52 179V177L54 176V177H57V178H54L53 177V179H55V181H58L57 183L59 184V186H57V187H60V185H61V187L59 188V190H61V191H59L58 190V188H57V192L59 193H61L62 192V190L63 191H65V194H62V193H64V192H62L61 194L62 195H64L63 197L65 198V199H67V196H68V194H69V192L71 191V190H74V188H76V186H77V188L75 189V191L77 190L78 192H79V190L80 191H84V192H88V191H90V192H88L89 194H91V195H95V194H105V196H108V195H113V196H116V197H119V198H121L122 197V199L126 202L127 200H130L131 199V201H128L127 203H131L132 202V200H134V198H136V199H138V200H144L145 201V203L140 207V210H141V212L143 213V212H149L150 214H151V216L153 217V216H155V217H153L154 219H158L157 217H161L162 218V215L164 216L163 218H165L166 220L165 221H167L166 222V224H168L169 226L171 225L172 227H175L177 230H179L180 232H182V234H178V235H175V236H169V237H171L170 239H173V240H175V238H184V239H186V240H184L183 241V245H186V246H188V244L185 242V241H187V240H191L192 239V237L194 236V238L195 239H197L198 241H199V243H200V247L202 248L201 249V251H200V253L198 254V256L196 257V256H193V255H195V254H192V256H191V254H190V256H189V254H188V257H190V258H188L187 256H186V261L188 260V262L189 263H187V264H193V262L195 263V264H225V263H227V264H230V263H234V261H235V264H260L257 260L256 261H252V260H254V257L253 256H251V255H249V253L246 251V253H245V251L243 250V249H240V247L239 246H237V245H235L234 244V242H233V240H231L230 238V236H231V234L229 235V232H230V230L228 231L227 230V227H225V226H227V225H225V223L223 222V221H219L218 222V219L216 218V217H213L214 215H213V213H216V212H218L219 214H223V215H227V213L226 212H228L229 213V211H232V212H230V215H231V213L234 215V217L232 216V219L234 220V218L236 219V221H237V219L239 220L240 218H242L239 214L240 213H238V211H234V207H233V204H232V202L231 201H228V202H231V203H229V204H227L228 202L225 200V207H226V205H227V207L225 208V207H223L222 205L223 204H221V205H219L218 204V199H223V196H221L220 194H213V193H217L216 191H215V186H210V188L209 189H211V190H209V189H204L205 191L204 192H202L203 191V189L202 190H199V192L201 191V193H194L193 191H192V188L190 187V185H188V182L189 181H191V180H194V178H191L188 182L186 181V179L184 178V176H185V173L187 174L188 173V170L187 169H185V168H183V166L188 162H185L184 160H182V158L181 157H179V160L177 159L178 158V156L176 157V155L174 154V151L173 152H171L173 149H171L172 147H170V146H172L170 143H164V141H162V140H160V141H162L163 143H161L159 140H156V141H154L153 139H149V140H144L143 141V139H141V138H136L134 135H136L137 133H138V129H136V128H133V129H128V128H124V127H122L121 128V126H120V128H117V120L114 122V114H115V111H114V108L115 109H117V106H116V104H114V103H118V101H119V99H118V97H117V93H116V88L115 89H113V86H108L107 88H105V86H103L102 85V87H104V90H103V88L102 87H99V85H94L92 82H90L91 80L88 78V76H83L84 75V73L83 72H81L83 75H78V73L77 72H79V70H77L76 68H74L73 67V65H71L72 63H73V61H74V59L71 57V55L70 54H68L69 53V51H68V49H66V50H64V51H62L61 49H58V48H56V47H53L52 49H49ZM97 50V51H96ZM102 50H104V51H102ZM130 50H131V48H126L124 51H125V53H129L130 52ZM181 51V53L182 52H184V53H180V52H178V51ZM184 50V51H183ZM196 50V49H195ZM202 50V52H200ZM201 50H199V51H197L196 50V53H198L200 56H201V58H200V56L197 54V56H198V59L200 60L199 62H201V65L203 66V70H202V73H201V75L200 76H203V78L205 77V75H207L206 77L208 78V79H206V78H204L205 80H208L207 81V83H210L211 82V84H212V82H213V84H216V85H220V84H218V83H220V82H223L222 84L223 85H221V87H223L222 89H224V90H227V88H228V93H231V95H232V99H234L233 101L235 102H239V100H236V99H240L242 96H244V95H241V94H238L240 91L242 92L243 90L244 91H247L248 89H249V87H246L245 89H244V87L245 86H243V87H241L242 85H235V81L233 82V80H231V79H233V76H237V75H239V74H244L245 76H246V78L249 80V81H254V83H262L263 85H261V88H264V82H262V81H264V74H263V72H264V62H260V61H258L259 63H256L255 64V62H254V64H253V61L249 58V59H247V63L245 62V61H241V62H239V60L237 59H235L234 61H237L236 63L237 64H239V65H237V66H235L236 65V63L234 62V61H232V60H230V59H225L226 61H224L223 59L222 60H220V65H219V61H218V58H216V57H214V54H212V52L211 51H205V49H203V47H201ZM238 50V51H237ZM262 50V51H261ZM108 51V52H107ZM187 53H186V52ZM193 53H195V51H193V50H191ZM203 51H205L204 53H203ZM240 51V52H239ZM98 52V53H97ZM103 52V53H102ZM213 55H211L212 56V58H210L211 56H209L210 55V53ZM49 53V55H47ZM131 53V52H130ZM177 53H178V55H177ZM208 55H207V54ZM235 53H237L238 55H239V53H240V55L239 56H241L240 58H244L243 57V53H241V50L239 49V48H237L236 49V52ZM234 53V54H235ZM261 53V54H260ZM46 54V55H45ZM150 54V55H151ZM156 54V55H155ZM236 54V55H237ZM242 54V55H241ZM70 55V56H69ZM115 55H117V56H115ZM207 56V57H206ZM73 60H72V59ZM99 58V59H98ZM104 58V59H103ZM205 58H206V61H205ZM208 58V59H207ZM70 59V60H69ZM112 59V60H111ZM114 59V60H113ZM117 59H119V60H117ZM213 61H212V60ZM215 59V60H214ZM116 60V61H115ZM229 60V61H228ZM250 60V61H249ZM259 60V59H258ZM27 61V62H26ZM112 61V62H111ZM214 61H217V62H214ZM228 61V62H227ZM230 61H232V62H230ZM29 62V63H28ZM43 62V63H42ZM72 62V63H71ZM207 62H213V63H207ZM248 62H250V63H248ZM111 63V64H110ZM215 63H218V65L216 64L215 65ZM233 63H235L234 65H233ZM242 63H244V64H242ZM245 63H246V65H245ZM30 64H31V66H30ZM32 64H33V66H32ZM206 64H208V65H206ZM214 64V65H213ZM228 66H227V65ZM252 65V66H250V65ZM259 64V65H258ZM263 65V66H261V65ZM0 65H1V67L2 68H4V66H3V64L2 63H0ZM29 65V66H28ZM37 65H39V66H37ZM45 65V67H43ZM213 65V66H212ZM230 65H232V66H230ZM241 65V66H240ZM256 65H258L257 67H256ZM35 66V67H34ZM37 66V67H36ZM239 66V67H238ZM261 66V67H260ZM205 67V68H204ZM213 67V68H212ZM247 67H251L250 69H252V72L251 71H249L250 69L248 68L247 69ZM36 68V69H35ZM39 68V69H38ZM40 68L41 69H43V70H40ZM256 68H261L260 69V71H263V72H260V71H258L259 69H256ZM33 69V70H32ZM255 69V70H254ZM45 70V71H44ZM253 70L254 71H256L257 70V72H253ZM77 71V72H76ZM247 73H246V72ZM32 72V73H31ZM240 72V73H239ZM242 72V73H241ZM210 73V74H209ZM238 73V74H237ZM250 73V74H249ZM254 73V74H253ZM255 73H257V74H255ZM262 75H261V74ZM209 74V75H208ZM232 74V75H231ZM251 74H253L254 76V78L255 79H253V77H251L252 75ZM258 74H260L261 76H258ZM218 75V76H217ZM249 75V76H248ZM29 76V77H30ZM57 76V77H56ZM59 76V77H58ZM76 76V77H75ZM213 76V77H212ZM222 76V79H226V80H222L220 77ZM227 76H229V77H227ZM231 76H232V78H231ZM62 77V78H61ZM85 77V78H84ZM217 77H218V79H217ZM249 77V78H248ZM263 77V78H262ZM12 78V79H11ZM45 78V79H44ZM86 78H87V80H86ZM250 78L252 79V80H250ZM23 79H25V80H23V82H21ZM62 79V80H61ZM75 79V80H74ZM216 79V80H215ZM228 79H230L231 81L229 82V83H227V81H229ZM261 79H263V80H261ZM4 80V79H3ZM90 80V81H89ZM212 80V81H211ZM222 80V81H221ZM259 82H258V81ZM28 81V80H27ZM44 81V82H43ZM59 81V82H58ZM86 81H88V83H86ZM210 81V82H209ZM217 81V82H216ZM220 81V82H219ZM225 81V82H224ZM57 82V84H58V86L60 87L59 89H62V90H64V91H68V94H71V96H73L72 98H73V100H72V103H71V100L69 101V102H67L68 100H66L64 97H62V95L60 96V94H62V92H61V90H60V94L59 93H57V92H51V91H53V90H51L50 88H52V87H54V86H57V84H55ZM61 82V83H60ZM77 82V83H76ZM170 82V81H169ZM231 82H232V84L233 85H231ZM46 83V84H45ZM53 83V84H52ZM60 83V84H59ZM89 83H90V87H91V89L93 90H90V92L88 93V91H86L85 90V88L83 89V87H86L87 85H89ZM171 83V82H170ZM48 84V85H47ZM49 84H51V85H49ZM62 84V85H61ZM86 84V85H85ZM172 84V86H173V88L175 87L176 88V86L178 87V88H174L175 89V91H178L177 89H179L180 88V84L178 83V84H176L175 82L173 83H171ZM173 84H175V85H173ZM94 85V87H92ZM46 86V87H45ZM48 86V87H47ZM101 86V85H100ZM182 86V85H181ZM263 86V87H262ZM70 87H72V88H70ZM238 87H240V88H243V90L242 89H240V88H238ZM260 87V86H259ZM35 88V89H34ZM87 88V87H86ZM98 89V88H100V89H98V92H99V90H100V94L96 91V92H94L95 90L94 89ZM195 88L197 89V87L195 86ZM32 89V90H31ZM53 89H55V87L53 88ZM72 89V90H71ZM195 89V90H196ZM240 91H239V90ZM17 90V91H16ZM106 90V91H105ZM108 90V91H107ZM111 90H113V91H111ZM238 90V91H237ZM92 91V92H91ZM232 91V92H231ZM237 91V92H236ZM255 91V93H257V95L253 92V96L255 97V95L256 96H258V92L257 91H259L258 89H257V91L256 90H254ZM86 92V94H84ZM111 92H113V93H115V94H113L112 93V95H110L111 94ZM240 92V93H241ZM16 93V94H15ZM73 93H74V95H73ZM87 93H88V95H87ZM92 93H93V95H92ZM250 93H252V92H250ZM249 93V94H250ZM260 93H264V91H260L259 92V94ZM10 94V95H9ZM57 94H59V96H60V98L59 97H57L58 95ZM78 95V96H76V95ZM95 94V95H94ZM96 94H97V96L98 97H96ZM103 96H102V95ZM109 94V95H108ZM255 94V95H254ZM89 95H92L93 97H94V99L92 98V96H89ZM102 97H101V96ZM230 95V96H231ZM81 96V97H80ZM99 96L102 98V100H101V98H99ZM109 96V97H108ZM245 96H249V95H245ZM259 96H263V95H259ZM107 97V98H106ZM115 97V98H114ZM250 98L252 97L251 96V94H250V96H249ZM249 97H248V99H247V101L246 102H244V104H243V102H241L240 101V103H242V104H240L239 103V105H245V104H249V102L252 100V98L250 99V101H249ZM6 99V100H3V99ZM88 98V99H87ZM89 98H90V100H89ZM105 98V99H104ZM111 98V99H110ZM114 98V99H113ZM60 99H61V102H59L60 101ZM96 99V100H95ZM107 99V100H106ZM109 99V100H108ZM117 99H118V101H117ZM62 100H64V102L62 101ZM99 100H101L100 102H99ZM107 101V103H106V101ZM112 100H113V102H112ZM202 102L203 101V104H202V106L203 107H205V108H208L207 106L209 105L208 103L207 104H205V101H204V99L202 100V98H200L199 96H195L194 98H192L189 102L192 104V105H194L193 103H195V105H196V102L198 101V102H200V101ZM243 100H244V98H243ZM242 100V101H243ZM83 101H85V102H83ZM97 101V102H96ZM103 101H104V103H103ZM116 101V102H115ZM249 101V102H248ZM68 103V105L71 103V105H67V103ZM111 103V106L109 105V103ZM197 102V103H198ZM235 102V103H236ZM248 102V103H247ZM103 103V104H102ZM106 103V105H104ZM113 103V104H112ZM236 103V104H237ZM66 104V105H65ZM73 104H75V105H73ZM200 104V103H199ZM199 104H197V106L199 105ZM205 104V105H204ZM232 104H233V102H232ZM3 105V106H2ZM77 105H79V106H77ZM116 107H115V106ZM168 105V104H167ZM233 105H235V104H233ZM70 106H72V108L70 107ZM73 106H76L77 107V109L78 110H80L81 112H77L76 110V108L72 111V110H70V109H73ZM80 106H81V109H80ZM102 106V107H101ZM105 106H107L106 108H104V111L105 110H107V111H109V110H111L112 108H113V106H114V108H113V110H111L109 113L111 114V116L110 117H112V119L109 117V113L107 112H104V111H102L103 109V107H105ZM202 106H200L199 105V107H202ZM236 106V105H235ZM70 109H69V108ZM79 107V108H78ZM112 107V108H111ZM169 107V105L166 107H164L163 109L161 108V111L162 110H165L166 109V111H164V112H166V113H163V114H161L163 117L162 118H164L166 115V117L168 118H170V116H172L170 113H171V111H169L168 112V109H170V108H168ZM66 108V109H65ZM109 108V109H108ZM4 109H6V110H4ZM26 109H27V111H26ZM45 109V110H44ZM51 109V110H50ZM102 109V110H101ZM10 110V111H9ZM54 110V111H53ZM67 110V111H66ZM69 110V111H68ZM85 110V111H84ZM96 110V111H95ZM36 111V112H35ZM38 111H40V112H38ZM47 111H49L48 113H47ZM53 111V112H52ZM57 111V112H56ZM59 111V112H58ZM78 113V115H76L77 113ZM98 111V112H97ZM112 111H114V112H112ZM10 112V113H9ZM31 112H33V113H37V114H33L32 116H31ZM55 112V113H54ZM62 112H63V115H62ZM67 114V115H65V113ZM73 112H74V114H73ZM83 112L85 113V114H83ZM89 112V113H88ZM102 112H104V113H102ZM163 112V111H162ZM173 112L174 111H172V114H173ZM6 113H8V115L6 114ZM31 113V114H30ZM39 113H42V114H39ZM43 113H45V114H43ZM50 113V114H49ZM57 113V114H56ZM60 113V114H59ZM83 114V115H79V114ZM88 113V114H87ZM94 113H101L100 115L99 114H94ZM113 113V114H112ZM168 113H169V115H168ZM10 114H11V116H10ZM52 114V115H51ZM71 114V115H70ZM92 115V116H90V115ZM108 114V115H107ZM158 114V113H157ZM164 114H166V115H164ZM216 114H218L217 112H213V115H212V118H211V120H215L216 118H217V116H216ZM36 115L38 116V117H36ZM42 115H43V117H44V115H49V118L48 117H44L45 118V120H46V123H45V120H44V118L42 117ZM50 115H51V117H50ZM56 115L58 116V117H56ZM96 115V116H95ZM101 115H103L104 117L106 116V118H104L103 116H101ZM160 115V116H161ZM24 116H26L25 118H27V119H25L24 118V120H22L23 119V117ZM39 116H40V118H39ZM64 116V117H63ZM69 116V117H68ZM77 116H80V117H77ZM81 116H83V117H81ZM85 116V117H84ZM90 116V117H89ZM99 116V117H98ZM103 117L102 118V120H100V118L101 117ZM157 115H152L151 114V117H153L154 119H152V120H154L155 121V117H156ZM175 116V117H174ZM176 116H177V120H185V116L184 115H173L172 116V118L171 119H173V117L174 118H176ZM182 116H184L183 118H181ZM58 118V119H60V121H61V123L63 124V125H65L63 128H64V130L62 129V127H61V123H60V121L58 122V120H57V123H58V127H57V125H55L56 124V120H54L55 118ZM65 117H67V118H65ZM87 117L89 118V120L87 119ZM96 117V118H95ZM151 117H150V119H149V122L151 123ZM164 118V119H167V118ZM193 115H192V118H191V115H190V121H191V119H193ZM18 118V119H17ZM43 118V119H42ZM52 118V119H51ZM54 118V119H53ZM62 118V119H61ZM63 118H64V121H63ZM72 118V119H71ZM78 118V119H77ZM81 118V119H80ZM84 118V119H83ZM91 118V119H90ZM51 120V122L50 121H48V120ZM66 119V120H65ZM85 119H87L88 121H89V123H88V121H87V123H86V121H85ZM92 119H94V121L92 120ZM97 119V120H96ZM103 119H106V120H103ZM110 119V120H109ZM114 119V120H113ZM157 119H158V116H157ZM3 120V121H2ZM21 120V121H20ZM69 120V121H68ZM73 120V121H72ZM79 120H80V122H79ZM92 122H91V121ZM113 122H112V121ZM147 120H148V118H147ZM25 121V122H24ZM43 121V123H41ZM52 121H55V123L54 124H52L53 122ZM75 121V122H74ZM85 121V122H84ZM102 121V122H101ZM104 121H106V124H105V122ZM157 121V120H156ZM49 124H48V123ZM66 122V123H65ZM75 123L74 125V129L72 130V129H70L69 130V127H68V123ZM97 122V123H96ZM100 122H101V124H100ZM119 122V121H118ZM123 122V124H125V126H128V124L127 123H125V120H123L122 121ZM37 123V124H36ZM45 123V124H44ZM50 123H51V128H50ZM78 123V124H77ZM84 123V124H83ZM93 123V124H92ZM116 123V124H115ZM153 123V122H152ZM155 123V122H154ZM40 124V126H38ZM59 124H61L60 126H59ZM120 124H122V123H120ZM122 124V125H123ZM54 125V127L52 128V126ZM62 125V126H63ZM76 125H77V127H76ZM98 125V126H97ZM107 125V126H106ZM116 126V129L115 130H113L114 128H115V126ZM25 126H27V127H25ZM33 126V127H32ZM42 126H44V127H42ZM86 126V127H85ZM114 126V127H113ZM159 126H162V127H159ZM253 126V125H252ZM252 126H250L249 127V125H248V129L247 130H249V132H251L250 134L252 135V132H253V128H254V133H256V131H257V128L256 127H254L253 126V128H252ZM23 127H25L26 129H24ZM49 127V128H48ZM108 127V128H107ZM119 127V126H118ZM135 127V126H134ZM158 127V128H157ZM163 125H158V126H156V129H157V131L159 132V131H161L162 132V130H163V132L165 131L166 132V128L164 127V129H163ZM23 128V129H22ZM29 128H30V130H29ZM66 128V129H65ZM160 128H162V129H160ZM17 129V130H16ZM28 129V130H27ZM33 129H35V130H33ZM55 129V130H54ZM119 129V130H118ZM123 129V130H122ZM215 129H216V133L218 134V132H219V134H220V132H222L221 134H223V132H224V135H222V136H224V137H229L232 133L229 131V129H227V127H225L224 126V129L223 128H221L220 127V129H218V127H216L215 126ZM214 129V130H215ZM12 130V131H11ZM69 130V131H68ZM72 130V131H71ZM94 130V131H93ZM131 130V131H130ZM219 130V131H218ZM223 130V131H222ZM227 130V131H226ZM58 131V132H57ZM65 131V132H64ZM75 131V132H74ZM114 131V132H113ZM126 131H129V132H132V134L131 133H125ZM259 132L257 133V134H254V135H260L261 134V130L259 129L258 130ZM17 132V133H16ZM41 132V133H40ZM49 132V134H47ZM51 132H53V134L51 133ZM56 134H55V133ZM161 132H159L160 134H161ZM162 132V133H163ZM59 133V134H58ZM198 133V132H197ZM263 133V132H262ZM11 134H9V135H11ZM230 134V135H229ZM61 135V136H60ZM133 135V136H132ZM195 135V136H194ZM196 135H198L199 136V133L198 134H194L193 132L191 133V132H188L186 135H184V137L186 138V136L188 137L186 140H189V141H187V142H189V143H192V144H188L187 142H186V145H189V148H190V146L191 145H193V143H194V141L196 140ZM227 135V136H226ZM50 136V137H49ZM104 136V137H103ZM264 135H261L260 137H263ZM62 137H64L63 139H62ZM83 137V138H82ZM132 137V138H131ZM136 139H135V138ZM252 138H251V141H253L254 142V139H256V140H258L259 141V136H258V139L256 138V136H254V138H253V136H251ZM53 138V139H52ZM57 138V139H56ZM110 138H111V140H110ZM194 138H195V140H194ZM264 138V137H263ZM194 141H193V140ZM253 139V140H252ZM54 140V141H53ZM191 140H192V142H191ZM263 140L264 139H262V147L258 144V146H256L257 148V153H254L255 155H253L254 157L256 156V160H258L259 162H260V159H263L262 157H264L263 155H262V157H260L261 155L259 154L260 152H261V154H262V152L264 153V149H262V151H260V149L261 148H264V142H263ZM51 141V142H50ZM141 141V142H140ZM146 141V142H145ZM1 143H0V146H3V145H5L4 143L5 142H3V141H0ZM53 142H55V143H53ZM123 142V143H122ZM159 142V143H158ZM252 142V143H253ZM155 143V144H154ZM168 144V145H167ZM54 145V146H53ZM72 145H74L75 147H73ZM132 147H131V146ZM151 145H152V147H151ZM201 145H203V144H201ZM6 146V145H5ZM56 146V147H55ZM150 146V147H149ZM199 146V147H198ZM63 147V149H61ZM70 147V148H69ZM96 147V148H95ZM170 148L171 149V151H170V149H167V148ZM188 146H186V148H187ZM197 147L199 148H197V150L198 151H194V153L195 154H199L198 152H203V150H200V149H204V147H205V145H204V147L203 146H201L202 148H200V144L199 145H197ZM65 148V149H64ZM69 148V149H68ZM73 148V151L71 150ZM78 148V149H77ZM79 148L80 149H82L81 151H83V149L85 148L86 149V152H87V150L88 151H91L90 152V154H89V152H85L86 153V155H85V153H84V151H85V149H84V151L83 152H81L80 150H79ZM129 148V149H128ZM143 148V149H142ZM153 148H155V149H153ZM195 148H196V146H195ZM195 148H193V150H195ZM67 149H68V151L69 152H71L72 151V153L70 154L68 151H67ZM75 149H77V150H75ZM94 151H96V152H99L100 154H103V155H101V157H99L98 155H100V154H93L92 153V151L93 150ZM135 149H137L136 151H140L141 152V155H139L138 157H139V160H141V162L139 163V160L138 159H136V158H130V153L132 154V155H135V154H133L134 152H135ZM166 149L168 150V151H166ZM188 149V148H187ZM64 150H66V152H64ZM200 150V151H199ZM205 150V149H204ZM61 151V152H60ZM80 151V152H79ZM93 151V152H94ZM73 152H74V154H73ZM76 152H77V154H76ZM121 152V153H120ZM62 153V154H61ZM66 153V154H65ZM80 153H81V155H80ZM84 153V154H83ZM143 153V154H142ZM38 154V155H37ZM56 154H58V157H60V158H58V157H56L57 155ZM64 154V155H63ZM73 154V155H72ZM78 154H79V156H78ZM92 154H93V156H92ZM170 154V155H169ZM259 156H258V155ZM55 157H54V156ZM94 158V156H95V159H92V157ZM117 157H116V156ZM119 155V156H118ZM123 155V156H122ZM38 156L39 157H41V158H38ZM63 156V157H62ZM66 156V157H65ZM70 156V157H69ZM76 156L78 157V158H76ZM88 156V157H87ZM173 156V157H172ZM175 156V157H174ZM43 157V158H42ZM81 157V158H80ZM96 157H97V159H96ZM18 158V159H17ZM32 158V160H34V161H32V160H30ZM54 158H57V159H59L58 160V162L56 161V159H54ZM62 158V160H61V162H59L60 161V159ZM67 160H66V159ZM80 158V160H78ZM83 158V159H82ZM102 158H103V160H102ZM172 158V159H171ZM12 159V160H11ZM25 159V160H24ZM39 159V160H38ZM82 159V160H81ZM119 159V160H118ZM174 159H175V162H174ZM11 160V161H10ZM22 160V161H21ZM29 160V161H28ZM55 160V164H54V161ZM182 160V161H181ZM16 161V162H15ZM28 162V163H25V162ZM68 161V162H67ZM85 161V162H84ZM87 161V162H86ZM89 161V162H88ZM95 161H96V163H95ZM178 161H179V164H178ZM181 161V162H180ZM3 162V163H2ZM5 162V163H4ZM21 164H20V163ZM31 162V163H30ZM33 162V163H32ZM62 162H64V164H62ZM77 162H79V163H77ZM125 162V163H124ZM132 162V163H131ZM13 163H14V165H13ZM22 163H24V164H22ZM46 163V164H45ZM58 163H59V165H58ZM87 163L89 164V167H88V169L86 170V166H88L87 165ZM138 163V164H137ZM183 163V164H182ZM185 163V164H184ZM257 163V162H256ZM3 164V165H2ZM27 164V166H25ZM33 164V165H32ZM41 164V165H40ZM43 164V165H42ZM80 166H79V165ZM99 164V165H98ZM141 164V165H140ZM180 164H182V166L180 165ZM15 165H17L18 167H16ZM61 165H63L62 167L63 168H65L64 166L65 165H67L68 166V168H70L69 166H72L73 168H71V169H63L62 167H61ZM85 165V166H84ZM94 165V166H93ZM98 165V166H97ZM101 165V166H100ZM175 165H177V166H175ZM5 166H7V167H9L8 168V170L6 169V167ZM45 166V167H44ZM46 166H50V167H46ZM66 166V167H67ZM77 166H79V167H77ZM83 166H84V168H83ZM93 166V167H92ZM144 166V167H143ZM164 166V167H163ZM10 167H11V169H10ZM14 169H13V168ZM15 167L17 168V169H15ZM21 167V168H20ZM61 167V168H60ZM82 167V168H81ZM86 167V168H85ZM91 167V168H90ZM142 167V168H141ZM176 167L180 170L181 169V172L178 170V169H176ZM180 167V168H179ZM264 165H262V164H259V165H257V168L256 169H253L252 168V170L253 171H250V170H248V171H245L246 173H248L249 171H250V173H249V175L251 174V172H253L254 174H251V175H257V174H260L261 172H263L264 173ZM45 168V169H44ZM46 168H49V169H46ZM90 168V169H89ZM117 168H119V169H117ZM141 168V169H140ZM147 168H148V170H150V171H148L147 170ZM161 168V169H160ZM162 168H164V169H166L167 171H165L164 169H162ZM251 168V167H250ZM260 168V170H258ZM5 169V170H4ZM10 169V170H9ZM55 169V168H54ZM63 169V170H62ZM74 169L76 170V171H74ZM81 169V170H80ZM93 169H94V171H93ZM96 169V170H95ZM101 169V170H100ZM133 169V170H132ZM137 169V170H136ZM138 169H139V171H138ZM182 169H183V172H182ZM249 169V168H248ZM13 170V171H12ZM18 172H17V171ZM50 171V172H52V173H50V172H48V171ZM63 172L62 174H61V172ZM67 170H70V171H68V172H70V173H67ZM81 171V173L80 172H78L77 173V171ZM89 170H91V171H89ZM129 170V171H128ZM141 170H143V171H141ZM145 170V171H144ZM147 170V171H146ZM247 170V169H246ZM11 171H12V173H11ZM93 171V172H92ZM95 171H98V172H95ZM100 171V172H99ZM103 171V172H102ZM136 171H137V173H136ZM171 173H170V172ZM184 171H185V173H184ZM187 171V172H186ZM15 172V173H14ZM55 172H56V174H55ZM60 172V174H58ZM65 172V173H64ZM72 172H74V173H72ZM78 174V176H77V174ZM95 172V173H94ZM142 172V173H141ZM9 173V174H8ZM17 173V174H16ZM50 173V174H49ZM67 173V174H66ZM86 173V174H85ZM96 173L98 174L97 176H96ZM102 173H103V175H105V177H101V176H99V174L100 175H102ZM136 173V174H135ZM139 173H141V174H139ZM149 173V174H148ZM159 173V174H158ZM160 173H161V175H160ZM168 173V175H166ZM183 173V175H181ZM262 173V174H263ZM53 174V175H52ZM68 175V176H65V175ZM69 174H70V176H71V174H72V177H74L75 175V177H76V179H75V177L71 180V177H69ZM131 174V175H130ZM19 175H21V176H19ZM57 175V176H56ZM59 175H60V178H59ZM62 175H64L65 176V178H64V176L62 177ZM74 175V176H73ZM80 175V176H79ZM86 175V176H85ZM94 175H95V177H94ZM155 175H156V177H155ZM159 175V176H158ZM163 175V176H162ZM171 175V176H170ZM19 176V177H18ZM93 176V178L92 179H94V180H90V177H92ZM135 176H136V178H135ZM150 176V177H149ZM158 176V177H157ZM161 176V177H160ZM165 176H167V177H165ZM168 176H169V178H168ZM183 176V177H182ZM22 178V179H19V178ZM68 179H67V178ZM81 178V179H79V178ZM101 177V178H100ZM113 177V178H112ZM125 177H128V179L127 178H125ZM256 177V179H257V183H258V181H262V183L263 184H261V182H259V184H257V185H253V187H255V186H262V185H264V176L263 177H261V175L260 176H255ZM261 177V178H260ZM78 178V179H77ZM85 178V179H84ZM103 178V179H102ZM106 178H107V180H106ZM141 178V179H140ZM175 178V179H174ZM183 178L185 179V181L183 180ZM18 179V180H17ZM24 179V180H23ZM57 179V180H56ZM68 180V183L67 182H63L62 180H64V181H67ZM71 180V183H69L70 182V180ZM89 179V180H88ZM96 179H98V180H96ZM102 180V182H101V180ZM106 180V184L107 183H109V184H105V180ZM126 179V180H125ZM133 179V180H132ZM76 180V181H75ZM87 180V181H86ZM97 182H96V181ZM108 180H110V182L108 181ZM115 180V181H114ZM138 180V181H137ZM143 180V181H142ZM146 180V181H145ZM173 180V181H172ZM14 181H16V182H14ZM21 183H19V182ZM35 181V182H34ZM60 181V182H59ZM75 181V182H74ZM91 181V182H90ZM95 181V182H94ZM108 181V182H107ZM131 181V182H130ZM139 181H141V182H139ZM167 181V182H166ZM13 182V183H12ZM18 182V183H17ZM29 182H30V184H31V186L29 185ZM34 182V183H33ZM74 182V183H73ZM78 182H80V183H78ZM88 183V185H87V183ZM99 182V183H98ZM111 182H113L114 184H112V185H110L111 184ZM124 182H126V183H123ZM128 182V183H127ZM145 182V183H144ZM156 182H158L157 183V185H156ZM168 182H171V184L170 183H168ZM12 183L13 184V188L12 189H14V190H16V191H18V193L16 192V191H14L13 190V193H16V194H13L12 195V190H11V188L9 189V187H12V185H10V184ZM15 183V184H14ZM17 183V184H16ZM24 183V184H23ZM27 183V186H25V184ZM63 183V184H62ZM66 183V184H65ZM76 183V184H75ZM82 183V184H81ZM104 183V185H102V184ZM139 183V184H138ZM142 183V184H141ZM154 184V185H152V184ZM173 183V184H172ZM19 184V185H18ZM22 184H23V186H22ZM69 184V185H68ZM72 186H71V185ZM79 184V185H78ZM94 184V185H93ZM98 184V185H97ZM100 184V185H99ZM128 184V185H127ZM129 184L131 185V186H129ZM169 184V185H168ZM255 184V183H254ZM9 185V186H8ZM66 185V186H65ZM105 185H106V187H105ZM135 185V186H134ZM136 185H139V189H137L138 187H136ZM18 186H21V187H18ZM24 186H25V189L23 190V188H24ZM30 186V187H29ZM66 188H65V187ZM68 186H70V187H68ZM82 186V187H81ZM83 186H85V187H83ZM91 186H93V187H91ZM95 186V187H94ZM98 187V189H97V187ZM108 186V187H107ZM127 186V187H126ZM160 186V187H159ZM174 186V187H173ZM16 187H18V188H16ZM23 187V188H22ZM32 187V188H31ZM64 187V188H63ZM72 187V188H71ZM88 187H90V188H88ZM104 188V190L106 189V191H104L103 190V188ZM111 187V189H113L112 191H111V189H108V188H110ZM114 187H116V188H114ZM145 187V188H144ZM153 187H155L154 188V191L152 190V188ZM167 187V188H166ZM214 187V188H213ZM16 188V189H15ZM27 188H29V189H27ZM31 188V189H30ZM37 188V187H36ZM36 188H35V190H36ZM43 188V189H42ZM41 189H40V195L43 197V199H44V197H46V194H47V189L46 188H44V187H42ZM83 188V189H82ZM87 188V189H86ZM102 189V190H100V189ZM126 188V189H125ZM129 188V189H128ZM183 188V189H182ZM256 188V187H255ZM254 188V189H255ZM259 188V187H258ZM257 188V189H258ZM18 189H20V190H18ZM33 189V190H32ZM65 189V190H64ZM69 189H71L70 191H68ZM85 189V190H84ZM95 189H97V191L95 190ZM115 189V190H114ZM171 189V190H170ZM42 190V191H41ZM46 192H45V191ZM87 190V191H86ZM136 190V191H135ZM137 190H139V191H137ZM144 190H146V191H144ZM208 190V191H207ZM96 193H95V192ZM98 191L100 192V191H102V193H98ZM160 191H161V194H160ZM166 191H167V193H166ZM210 191H214L213 193L212 192H210ZM10 192V193H9ZM41 192H43V193H41ZM44 192H45V194H44ZM68 192V193H67ZM92 192V193H91ZM105 192H107V193H105ZM119 192V193H118ZM147 192V193H146ZM172 192H175V193H172ZM209 192H210V194H209ZM8 193V194H7ZM20 193V194H19ZM59 193V194H60ZM95 193V194H94ZM140 193V194H139ZM193 193V194H192ZM205 193H207V195H209V196H207V195H205ZM9 194H11V195H9ZM18 194V195H17ZM43 194V195H42ZM107 194V195H106ZM176 194V195H175ZM205 195L204 197H203V195ZM212 194V195H211ZM6 195H9V197L8 196H6ZM15 195V196H14ZM45 195V196H44ZM61 195V196H62ZM195 195V196H194ZM202 195V196H201ZM211 195V196H210ZM5 196V197H4ZM141 196V197H140ZM158 196V197H157ZM194 196V197H193ZM198 196V197H197ZM202 198H201V197ZM1 197H3L2 199H1ZM154 197V198H153ZM159 197H161V198H159ZM192 197V198H191ZM195 197H197V198H195ZM210 197V198H209ZM127 200H126V199ZM205 198V201L207 200V202L208 201H213V202H206L208 205H206V207L207 206H210V208L208 207V208H206L205 206H204V204H199V202H200V200L202 201L203 199ZM207 198H209V199H212L213 198V200H209V199H207ZM151 199V200H150ZM159 199H160V202H159ZM167 199V200H166ZM197 199V200H196ZM198 199H199V201H198ZM18 200H19V198H18ZM163 202H162V201ZM167 201V202H166ZM216 201H217V204H216ZM151 202V203H150ZM171 202H172V204H171ZM227 202V203H226ZM59 203H60V205H59ZM150 203V204H149ZM212 203V204H211ZM215 203V204H214ZM53 204V205H52ZM52 204H43L42 205V208L41 209H43V211H45V213L49 216V218L53 221V222H55V223H57V226L59 227H56V228H58L57 230L59 231V230H61L64 234H68L71 238V247L70 248H68V251L67 252H74L75 250H77L78 249V251H79V247H80V250L81 249H85V248H83V247H87V246H89V244L90 243H93V245H91V246H89V247H95V245H96V247H99V245H97L96 243H95V245H94V242L92 241H88V242H86V243H82L83 242V240H78L79 238H76V237H74V235H72V233H74L73 231H79V232H81V231H83L81 228H83L82 226H80L81 225V222H79V221H71V217H69V215L67 214V213H62V211L63 212H65L64 210H63V208H60V207H62V202L60 201H58V203L57 202H55V204L54 203H52ZM148 204V205H147ZM186 204V205H185ZM47 205V207H43V206H46ZM50 205V206H49ZM51 205H52V208H51ZM154 205V206H153ZM188 205V206H187ZM215 205H217L216 207H218V208H216L215 207ZM219 205V206H218ZM232 205V206H231ZM54 206H55V208H54ZM60 206V207H59ZM147 206V207H146ZM156 206V207H155ZM161 207V209H160V207ZM163 206H164V208H163ZM204 206V207H203ZM212 206H214V208L212 207ZM224 208V209H219V208H222V207ZM230 206V207H229ZM49 207V208H48ZM56 207H57V209H59V211L56 209ZM151 207H152V209H151ZM184 207V209L186 208V207H188V208H186V209H188L187 210V216H186V213L185 214H183V216H182V214L179 212V210L177 211L176 210V208L177 209H181V208H183ZM212 207V208H211ZM233 207V208H232ZM45 208H47V209H45ZM149 208V209H148ZM153 208H156V209H153ZM216 208V209H215ZM230 208V209H229ZM45 209V210H44ZM61 209V210H60ZM168 209V210H167ZM190 209H191V211H190ZM205 209H208V210H205ZM218 209L220 210V211H218ZM48 210V211H47ZM52 210V211H51ZM78 210V209H77ZM76 210V211H77ZM145 210V211H144ZM152 212H151V211ZM211 210H213L212 212H211ZM60 211H61V213H60ZM97 212L98 213H101L102 212V210H97ZM156 212V213H155ZM179 212V213H178ZM234 212V213H233ZM51 213V214H50ZM55 214V216H54V214ZM191 213V214H190ZM225 213V214H224ZM12 213H10V215H9V213H8V215L10 216H8V221L5 219V221L4 220H2L1 221V219H0V222H2V223H0V228H1V226L2 227H8V225L10 224V222H9V220L10 221H12L13 220V216L15 215V214H13V216L11 215ZM65 214V215H64ZM68 216H67V215ZM155 214V215H154ZM189 214V215H188ZM52 215V216H51ZM186 217H185V216ZM192 215V216H191ZM20 214H16V217H14V219L16 218V219H18V218H20ZM169 218H168V217ZM189 216H190V218H189ZM12 217V218H11ZM58 217H60V218H58ZM70 218L69 220H68V218ZM81 217H84V216H81ZM167 217V218H166ZM9 218H11V219H9ZM191 218H194V219H191ZM67 219V220H66ZM205 220V226H203L202 224H200L199 222H201L200 220ZM19 220V219H18ZM54 220H56V221H54ZM217 220V221H216ZM199 221V222H198ZM236 221L234 220L233 222H235L236 223ZM7 222H9V224L7 223ZM78 223V224H76V223ZM219 224H218V223ZM7 223V225L6 226H3V225H5ZM60 225H59V224ZM115 222H113V223H102L101 225H96V228L98 229V231L99 232H102V234L103 235H105L104 237H108V236H110L112 233H114V232H119V231H125V230H128V227L127 226H125V225H122V224H114ZM237 223H238V221H237ZM237 223H236V225H237ZM2 224V225H1ZM212 224V225H211ZM264 224V223H263ZM263 224H262V226H263ZM244 225V226H243ZM243 225H241V227H240V229L241 230H245V231H249L250 230V228H252V226L251 225H248V224H243ZM210 226V227H209ZM219 226V227H218ZM238 226V225H237ZM250 226V227H249ZM78 227V228H77ZM213 227H215V230H214V228ZM248 227V228H247ZM62 228V229H61ZM125 228H127V229H125ZM212 228V229H211ZM26 227H23L22 228V231H24V233L25 234H27L29 231H26V230H29L28 228L26 229ZM72 229V230H71ZM79 229H81V230H79ZM247 229V230H246ZM195 230V231H194ZM216 230H217V232H216ZM60 232V231H59ZM23 233V234H24ZM225 233V234H224ZM75 234V233H74ZM208 237V238H207ZM212 239H210V238ZM124 239H128V237L126 238V237H123ZM123 238H120L119 239V241H125L126 243H128V241L127 240H124ZM97 240V239H96ZM137 241H135V243H137L136 245H135V243H134V245L132 244V242L130 243V245L132 246L131 248H134L135 250L137 249V250H139L140 249V251H142L141 252V255L145 258V256H146V258L148 257L149 259H150V264H154V263H157V264H160V263H162V261L160 260V258H158L157 256V254L155 253L154 254V250L152 249L153 247H151L150 248V246H152V244H151V242H153V241H148V240H145V239H143V238H140V240H139V238H137L136 239ZM139 240V241H138ZM87 241V240H86ZM95 241V240H94ZM204 241V242H203ZM231 241V242H230ZM139 242V243H138ZM148 242V243H147ZM150 242V243H149ZM185 242V243H184ZM154 243V242H153ZM201 243H203L204 245H202L201 246ZM206 243V244H205ZM208 243V244H207ZM210 243V244H209ZM212 243V244H211ZM233 243V244H232ZM84 246H83V245ZM88 244V245H87ZM149 244V245H148ZM205 246H206V248H205ZM233 246V247H232ZM148 247H149V249H148ZM219 248V249H218ZM70 249H72V250H70ZM150 249H152V250H150ZM169 249V248H168ZM167 249V251H166V249L164 250L165 252H169V253H173V252H171V251H173L171 248V250L169 249L168 250ZM240 249V250H239ZM74 250V251H73ZM244 251V252H243ZM144 252V253H143ZM245 253V254H244ZM93 255V253L91 252V253H89L88 255L90 256V255ZM149 255V256H148ZM154 255V256H153ZM246 255L248 256V257H246ZM251 256V257H250ZM245 257V258H244ZM147 258V259H148ZM154 258V259H153ZM157 258V259H156ZM199 259V260H198ZM212 259V260H211ZM249 259H251V260H249ZM190 260H191V262H190ZM155 261H158V262H155ZM231 261H233V262H231ZM237 261V262H236ZM257 262V263H256Z\"/></svg>",
	"mask_w": 264,
	"mask_h": 264
}]
</instances>
